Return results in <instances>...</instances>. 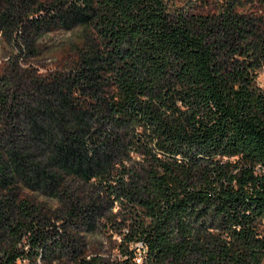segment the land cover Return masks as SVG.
Returning <instances> with one entry per match:
<instances>
[{
    "label": "trees",
    "instance_id": "obj_1",
    "mask_svg": "<svg viewBox=\"0 0 264 264\" xmlns=\"http://www.w3.org/2000/svg\"><path fill=\"white\" fill-rule=\"evenodd\" d=\"M30 1L76 32L70 65L25 108L50 161L0 160V264H264V0L195 15L171 0ZM10 91L0 75L17 115ZM17 177L58 205L21 198ZM100 226L120 235L116 263L80 233Z\"/></svg>",
    "mask_w": 264,
    "mask_h": 264
},
{
    "label": "rangeland",
    "instance_id": "obj_2",
    "mask_svg": "<svg viewBox=\"0 0 264 264\" xmlns=\"http://www.w3.org/2000/svg\"><path fill=\"white\" fill-rule=\"evenodd\" d=\"M10 7L11 24L2 23L0 18V75H6L11 80V97L8 108H14L20 99L21 111L10 114L9 109L0 107V160L9 164L11 152L21 149L31 154L32 161L42 167L50 161L51 150L38 147L32 139L31 124L25 108L38 106L43 99L38 79L51 78L60 69L70 65L72 44L75 39V29L58 28L53 22V14L48 9L40 8L30 0H0V12ZM218 0H171L173 9L187 11L189 15L206 12L212 9ZM48 7V6H46ZM1 15V13H0ZM63 54L65 55L62 59ZM63 65V66H61ZM260 87L264 88V68L258 76ZM14 96H17L14 98ZM14 168V166H13ZM52 172L57 170L54 165L46 168ZM1 177V176H0ZM21 198L35 203L56 207L59 200L49 195L42 186L27 185L17 177ZM67 185L77 187L78 182L67 176ZM77 190V188H75ZM0 188V195L4 193ZM79 191V190H77ZM81 193V192H79ZM116 212V209L114 210ZM120 220V219H119ZM53 221L56 222V219ZM89 243V249L101 253L106 260L116 263L120 259L118 243L120 235L113 229L101 226L95 232L80 231ZM27 249V247H26ZM3 247L0 244V255ZM32 262L23 261L20 264H47L44 259L32 256ZM66 258L56 259L54 264H71Z\"/></svg>",
    "mask_w": 264,
    "mask_h": 264
}]
</instances>
